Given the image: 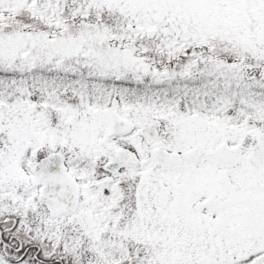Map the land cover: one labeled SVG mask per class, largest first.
<instances>
[{
	"label": "snow or ice",
	"instance_id": "snow-or-ice-1",
	"mask_svg": "<svg viewBox=\"0 0 264 264\" xmlns=\"http://www.w3.org/2000/svg\"><path fill=\"white\" fill-rule=\"evenodd\" d=\"M0 264H264V0H0Z\"/></svg>",
	"mask_w": 264,
	"mask_h": 264
}]
</instances>
